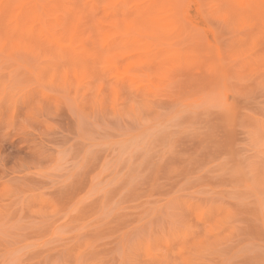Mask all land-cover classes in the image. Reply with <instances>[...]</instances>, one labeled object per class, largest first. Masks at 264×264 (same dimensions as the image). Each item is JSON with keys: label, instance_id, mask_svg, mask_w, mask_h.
<instances>
[{"label": "rangeland", "instance_id": "rangeland-1", "mask_svg": "<svg viewBox=\"0 0 264 264\" xmlns=\"http://www.w3.org/2000/svg\"><path fill=\"white\" fill-rule=\"evenodd\" d=\"M0 264H264V0H0Z\"/></svg>", "mask_w": 264, "mask_h": 264}]
</instances>
